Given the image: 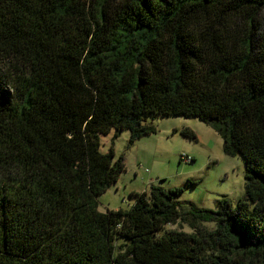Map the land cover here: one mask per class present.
Wrapping results in <instances>:
<instances>
[{"label": "trees", "instance_id": "trees-1", "mask_svg": "<svg viewBox=\"0 0 264 264\" xmlns=\"http://www.w3.org/2000/svg\"><path fill=\"white\" fill-rule=\"evenodd\" d=\"M148 115L212 127L244 198L151 185L100 211L125 170L101 136ZM0 264H264V0H0Z\"/></svg>", "mask_w": 264, "mask_h": 264}, {"label": "rangeland", "instance_id": "rangeland-1", "mask_svg": "<svg viewBox=\"0 0 264 264\" xmlns=\"http://www.w3.org/2000/svg\"><path fill=\"white\" fill-rule=\"evenodd\" d=\"M156 131L129 143V132L115 131L101 136V150L113 149L122 156L125 170L118 180L98 196V209H126L134 201L133 192L149 191L151 185L164 189L181 187L175 197L184 204L217 209L218 200L226 196L233 205L244 198L245 160L241 155L228 156L222 149L220 135L209 125L193 116H151L145 119ZM189 128L197 139H189L180 131ZM187 155L191 161H184ZM194 180L196 184H189ZM208 229L214 222H204ZM192 232L182 221L169 223L162 232ZM122 240H118V244Z\"/></svg>", "mask_w": 264, "mask_h": 264}, {"label": "built area", "instance_id": "built-area-1", "mask_svg": "<svg viewBox=\"0 0 264 264\" xmlns=\"http://www.w3.org/2000/svg\"><path fill=\"white\" fill-rule=\"evenodd\" d=\"M183 159H184V161H191V158L189 157V156H187V155H184L183 156Z\"/></svg>", "mask_w": 264, "mask_h": 264}]
</instances>
